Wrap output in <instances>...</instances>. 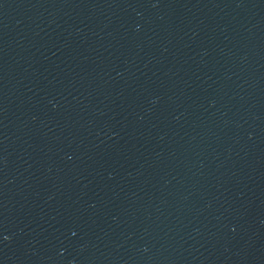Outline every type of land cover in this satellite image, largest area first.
<instances>
[{"label":"water","instance_id":"95a60500","mask_svg":"<svg viewBox=\"0 0 264 264\" xmlns=\"http://www.w3.org/2000/svg\"><path fill=\"white\" fill-rule=\"evenodd\" d=\"M0 264H264V0H0Z\"/></svg>","mask_w":264,"mask_h":264},{"label":"clouds","instance_id":"9594fccd","mask_svg":"<svg viewBox=\"0 0 264 264\" xmlns=\"http://www.w3.org/2000/svg\"><path fill=\"white\" fill-rule=\"evenodd\" d=\"M7 238V237H6Z\"/></svg>","mask_w":264,"mask_h":264}]
</instances>
